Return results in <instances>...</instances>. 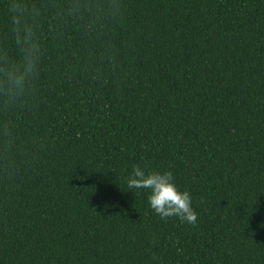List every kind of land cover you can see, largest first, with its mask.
Masks as SVG:
<instances>
[{"label":"trees","instance_id":"trees-1","mask_svg":"<svg viewBox=\"0 0 264 264\" xmlns=\"http://www.w3.org/2000/svg\"><path fill=\"white\" fill-rule=\"evenodd\" d=\"M0 0V53L26 51ZM0 94V264H264V0H20ZM134 166L197 219H162Z\"/></svg>","mask_w":264,"mask_h":264},{"label":"clouds","instance_id":"clouds-1","mask_svg":"<svg viewBox=\"0 0 264 264\" xmlns=\"http://www.w3.org/2000/svg\"><path fill=\"white\" fill-rule=\"evenodd\" d=\"M14 23L18 26L20 42L26 46V51L19 64L5 63L0 53V94H17L22 92L29 76L35 68V58L31 48V31L22 25L21 18L26 11L20 0L8 5ZM129 189L147 190V201L153 212L162 219L178 217L190 224L196 222L197 216L192 208L191 196L188 191H181L174 182L171 171L148 172L140 166H134L127 180Z\"/></svg>","mask_w":264,"mask_h":264}]
</instances>
